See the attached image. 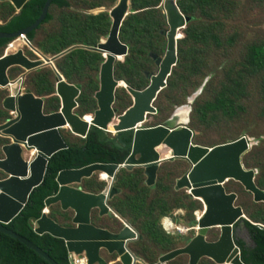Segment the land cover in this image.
Instances as JSON below:
<instances>
[{
    "label": "rangeland",
    "instance_id": "374dc122",
    "mask_svg": "<svg viewBox=\"0 0 264 264\" xmlns=\"http://www.w3.org/2000/svg\"><path fill=\"white\" fill-rule=\"evenodd\" d=\"M65 1L69 5L68 9L73 12L70 25L74 29L67 28L68 37L76 43H82L77 53L79 50L87 52V46L93 47L106 39L111 21L108 13L117 5L118 0ZM176 2L179 9L182 6L187 10L185 18L187 15L190 18H187L185 29L177 33V40L182 38L176 41L177 65L172 69L166 88L153 104L157 113L147 117L143 128L164 125L173 113L183 112L189 107V124L177 119L172 122L173 125L179 127L188 124L194 134L193 145L205 149L245 138L251 148L243 156L242 166L246 171L255 173V184L264 192V0H210L208 5L200 8L198 0ZM162 5L163 0H128L126 17L119 29V41L127 46L128 55L124 59H117L114 78L136 91L148 87L147 74L155 76L158 72L150 55L163 58L166 54L167 40L164 34L169 29ZM193 7L191 12L188 11ZM51 12L55 20L46 26L45 32L55 33L61 12ZM63 14L66 18L65 11ZM25 48L21 43L20 48L12 52L7 50V54L21 50L27 56ZM84 58L87 59L72 70L75 76L87 75L85 71L89 72V85H82L77 115L83 111H92L95 107L90 94L95 84L91 80L97 75L98 65L100 68L104 61L100 55L98 61L92 63L87 61L90 58L87 55ZM37 78L48 83L42 89V95H49L52 91L51 74L38 75ZM28 82L26 80V85ZM199 91L201 93L197 96ZM4 95L6 93L0 90V99ZM192 98L191 105L188 101ZM132 105L133 101L126 88H120L116 93L114 109L122 115ZM55 108L54 100H48L47 110ZM83 118L88 120L91 116ZM6 119L8 116L0 109V121ZM109 131L113 133V126L109 127ZM63 136L71 147L82 145L81 140ZM7 143L6 139L0 138V159L2 146ZM158 153L162 159L170 155L163 147ZM189 171L190 166L184 161L165 163L159 168L153 188L145 185L142 171L122 170L118 173L114 184L118 195L109 203L110 208L141 237L128 245L130 251L142 261L141 264H156L162 255L185 247L195 237L194 224L204 209L186 191L176 190L178 180ZM5 178L0 172V180ZM78 188L88 194H97L107 188V183L102 175H95L91 180L83 181ZM224 188L227 194L237 196L235 205L243 211L246 220L264 228V204L254 203L253 197L246 194L237 183L230 182ZM51 210L48 214L50 220L54 219L65 227L69 225L70 214L63 215L57 207ZM166 218L184 228L187 234L165 233L161 224ZM92 224L109 229L112 233L123 229L121 223L113 218L99 219L96 211L92 213ZM234 233V237L252 245L243 224H239ZM219 237V231H212L207 241L215 242ZM102 256L110 264H115L117 259L116 256L109 257L105 252H102ZM188 263L189 258L184 255L167 264ZM199 264L215 263L202 259Z\"/></svg>",
    "mask_w": 264,
    "mask_h": 264
},
{
    "label": "water",
    "instance_id": "95a60500",
    "mask_svg": "<svg viewBox=\"0 0 264 264\" xmlns=\"http://www.w3.org/2000/svg\"><path fill=\"white\" fill-rule=\"evenodd\" d=\"M29 0H0L10 3L16 11H21ZM53 0H46L39 18L29 28L14 34H0V41H15L36 31L44 22ZM128 0H118L110 11V29L104 43H99L88 52L106 54L105 63L101 65L98 75V90L93 96L96 109L89 123L83 117L74 114L78 87L68 85L58 74H54V98L59 103L57 111L43 114V101L35 99L24 90L25 76L50 65L51 61H30L21 50L0 58V90L7 91L3 108L9 112V120L0 126V137L9 144L2 147L3 159H0V172L5 179L0 180V233L15 239L35 252L47 264H56L39 248L28 240L8 230L11 224L26 207L30 195L44 181L49 160L59 152L65 151L67 145L60 132L67 130L75 137L85 139L91 130L98 131L102 142H111L118 148L122 135H132L131 153L122 165L96 164L79 170L60 172L55 184L54 196L44 201V209L34 223L36 236L47 235L60 239L67 249L69 257L84 256L86 264H109L102 256L106 251L117 257L115 264H141L128 245L140 239V236L110 209L109 202L117 195L114 189L120 171L142 170L147 187L155 186L159 168L165 163L184 161L190 171L178 180L176 190H184L195 201L201 203L204 211L200 220L194 224L195 237L183 247L162 255L156 264H167L186 255L188 264H199L202 259H209L215 264H244L240 249L234 240V229L238 224L247 222L243 211L236 207L237 196L227 194L225 185L234 182L242 186L244 192L253 197L256 204H264V192L255 184V173L246 171L242 158L251 148L249 142L242 138L234 143L205 149L193 145L194 134L186 126H172L169 119L164 125L144 129L149 115H156L153 107L158 95L166 88L172 69L177 65V33L188 23L179 11L176 0H164L162 9L166 15L168 32L166 54L163 58L150 55L158 72L155 76L146 75L149 85L143 91L133 90L127 86L126 92L133 105L119 115L114 109L116 93L120 81L114 78V66L117 59L128 55V48L119 41V29L126 17ZM27 49L36 54L30 43ZM17 68L23 71L15 80H9V71ZM206 83V82H205ZM125 84V82H124ZM203 88V87H202ZM201 91L197 93L199 96ZM190 122V119H189ZM113 126V133L109 127ZM111 135L114 139L107 140ZM163 147L171 152L168 159H162L157 152ZM28 155L26 160L24 156ZM105 174L107 188L100 194H88L78 187L84 180H91L95 175ZM59 206L62 212L70 211L73 215L70 227H60L48 218V209ZM99 212L100 217H114L123 226L120 232L112 233L92 225V213ZM47 213V214H46ZM244 225V224H243ZM212 231H219L220 237L215 242L207 241ZM233 256H235L233 258Z\"/></svg>",
    "mask_w": 264,
    "mask_h": 264
},
{
    "label": "trees",
    "instance_id": "16d2710c",
    "mask_svg": "<svg viewBox=\"0 0 264 264\" xmlns=\"http://www.w3.org/2000/svg\"><path fill=\"white\" fill-rule=\"evenodd\" d=\"M45 2L46 0H29L19 12L18 16L14 17L7 26L0 28V34H14L32 26L39 18ZM209 2L210 0H198V8L208 5ZM51 6L56 8L69 7L68 3L64 0H53ZM194 8L195 7L188 11L191 12ZM180 9V13L185 17L184 14L187 10L182 6ZM188 17L190 18V16L187 15L186 18ZM50 21L51 18L46 16L42 25ZM181 31H179V33H181ZM35 32L36 31L25 37L28 43L32 41ZM8 44V41H0V49H4ZM98 56V54L92 53L91 57L94 62L98 61ZM5 96L6 95L0 99V103L5 100ZM119 142L122 144L121 148H118L110 142H101L98 131L93 129L88 133L85 140L82 141L80 147H71L67 144L68 146L65 151L57 153L49 160L42 185L33 191L26 207L21 214L9 224L7 227L8 230L28 240L56 264H70L69 255L64 243L60 239L47 235L36 236L33 233V223L39 219L44 209V201L54 196L56 193L57 186L55 184V179L60 172L79 170L96 164L122 165L130 155L132 135L130 133L122 135ZM102 178L105 181V176H102ZM243 223L252 242V245L249 246L244 240L235 239V243L240 249L243 263L264 264V228L250 224L248 221ZM0 264L47 263L20 242L0 233Z\"/></svg>",
    "mask_w": 264,
    "mask_h": 264
},
{
    "label": "crops",
    "instance_id": "0c3cea01",
    "mask_svg": "<svg viewBox=\"0 0 264 264\" xmlns=\"http://www.w3.org/2000/svg\"><path fill=\"white\" fill-rule=\"evenodd\" d=\"M68 8H56V7L50 6L49 9H48V12H47V16H49L51 18V21L48 22V23H46V24H43V25L41 24L38 27V29L36 30V32L34 33V37H33L32 41L30 42L31 47L35 50L36 54L30 52L27 49V47L25 48L27 50V53H28L27 56L25 55V57H27L32 62H35V61H38V62L43 61V63H44V61L54 60L50 65H43L41 68H39V69H37L35 71H32V72L28 73L25 76V79H24V82L25 83L23 82V88H24V90L30 92V94L35 99H40V100L43 101V104H44L43 105V114L44 115H49V114L57 111L58 108H59L58 101L53 96L54 95V74H58L62 78V80L65 83H67L68 85H72V86L78 87L79 90H80L79 98L81 97V90H83L82 85L83 86H85V85L88 86L89 85V78H88L89 72L88 71H85V73H87V75L86 74H80V75L79 74H76L77 76H75V74H72V72H73L72 70H75L82 62L85 61V59H87V58H84V55H87L88 57H90L87 60V61H90V63H92L93 60H92V57H91L92 56V53L91 52H88V51L86 52V51L79 50V53H77V49H78V47H80V45L82 43H76V41L70 40L71 38L68 37L69 34L67 33V28L74 29L70 25V23L73 21L71 19V15L73 14V12L71 10H69ZM51 11H53V12L54 11H57L58 13L61 12L58 15V18H57V22L59 23V27H58V29L56 30L55 33L54 32H51V31L50 32H45L46 26L49 25L50 23L54 22V20H55V16H54V14ZM64 11L66 13V15H65L66 18L64 17V14H63ZM67 11H69V12H67ZM19 12L16 11L14 9V7L10 3L0 2V28H3L5 26H7L9 24V22L14 17L18 16ZM99 43H101V42L99 41L97 44H99ZM97 44H95L94 46H96ZM15 45H17V44L15 43ZM54 46H57V47L54 48ZM87 47L88 48H92L90 46H87ZM17 48H20V46L17 47ZM17 48H14V50H11L10 52L15 51ZM88 48H86V49H88ZM0 52L2 53L0 55V58H2L3 55H4V50L3 49H0ZM80 53H83V54H80ZM21 74H23V71H21V70H19L17 68H14V69H12V70L9 71V80L13 81L17 77H19ZM45 74L46 75L47 74H51V76H52V82H51L52 91L47 96H43L42 95V92H43L42 89H45V86H48V83L46 81H42L41 82L40 79L37 78L38 75H45ZM98 75H99V65H98L97 75L94 76V80L93 81L91 80V82H93V84H95V88L92 89V91L90 92V94L92 95V98L91 99H92V101L94 103H95V101L93 100V96H94V94L98 90ZM39 77H43V76H39ZM74 77H75V79H74ZM26 80L29 81L28 82V85H26ZM78 80L82 84H80ZM1 91L3 92L4 90H1ZM86 91H88V90H86ZM6 92L7 91H4V93H6ZM5 97H7V94H6ZM79 98L77 99V105H78ZM50 99H53L54 100V104L56 105V108L53 109V110H51V111L50 110H47V101L50 100ZM94 106H95V104H94ZM0 109H1V111L6 116H8V119H6L4 121H0V126H2L7 120H9L10 117H9V112H7V111L4 110V108H3V102L2 101L0 103ZM78 109H79V107H77V109L74 111V114L76 116H78V117H84L86 115L92 116V113L95 111L96 106L93 108L92 111H88V110H87L88 112L83 111L84 113H82L80 115H77L76 114L77 111H78ZM85 109H87V108H85ZM63 135H65V137L68 138V139L81 140V141L85 140V139H81V138L75 137L72 134H70L67 130H64V131L60 132V136H61V138H62V140L64 142H65V139H64V136ZM111 137L112 136L109 135L106 139L107 140H113L114 138L112 137V139H110ZM101 140L102 139L100 137V141ZM104 143H106V142H104ZM7 144H9V142ZM65 144L67 145L66 142H65ZM119 144H121V143L119 142ZM5 145H3V146H5ZM1 159H3V156H2ZM136 170H138V169H136ZM139 171H142V170H139ZM142 173H143V176H144V172L143 171H142ZM98 175H100V174H98ZM84 181H89V180H84ZM145 185H146V178H145ZM153 187H151V188H153ZM82 192H84V191H82ZM100 193H97L96 195H98ZM117 195H118V193H117ZM53 207H57L59 209V206H57V205L56 206H52V207H50L48 209V211H47L48 214H50L49 212L52 211L51 209H53ZM61 213L63 215L70 214V218H69V221H68L70 223V220L73 217L72 213L70 211H68V212H62L61 211ZM51 220L54 223H56L54 221V219H51ZM34 223H33V226H32L33 228H34ZM56 224L58 226H60V227L66 228L65 226L59 225L58 223H56ZM242 224H244V223H242ZM96 228H98V227H96ZM161 228L163 229V231L165 233H167L164 230V227H163L162 224H161ZM104 229H106V228H104ZM106 230H109V229H106ZM167 234H169V233H167ZM235 239H238V238L234 237V240ZM71 260H73V257L72 256L69 257V261L70 262H71Z\"/></svg>",
    "mask_w": 264,
    "mask_h": 264
},
{
    "label": "bare ground",
    "instance_id": "6f19581e",
    "mask_svg": "<svg viewBox=\"0 0 264 264\" xmlns=\"http://www.w3.org/2000/svg\"><path fill=\"white\" fill-rule=\"evenodd\" d=\"M111 11V10H110ZM110 11H109V13H108V15H110ZM109 18H110V16H109ZM110 20H111V18H110ZM106 40V39H105ZM105 40L104 41H100L101 43H104L105 42ZM15 43L16 42H14L13 44H11V46L9 47V51H11V50H14V48H17V47H19L20 45H21V42H17L16 44L17 45H15ZM20 44V45H19ZM18 49V48H17ZM95 54H98V55H100V56H102L103 57V59H104V61H103V63L102 64H104L105 63V60H106V54H102V53H97V52H94ZM119 59V58H118ZM101 64V65H102ZM101 67V66H100ZM99 70H100V68H99ZM122 83V85L125 87V88H127V86H126V83L124 84V82H121ZM189 101H191V102H189ZM188 101V103H191V105H192V103H193V98L192 99H190ZM190 106V105H189ZM191 107V106H190ZM191 110V109H190ZM174 115V116H173ZM173 115L170 117V120H171V124H172V126L174 127V125H173V121H176L177 119H179L180 120V122H188V124H189V118H188V115H189V107H186V109L182 112V111H178V112H176L175 114L173 113ZM85 122H87V123H89L90 121H91V118L90 119H88V120H84ZM188 124H184V125H182V126H186V125H188ZM110 132V131H109ZM159 150V149H158ZM158 152V151H157ZM170 152V151H169ZM171 153V152H170ZM29 158V156L28 155H25L24 156V159H28ZM100 175H102V176H105V182H106V180L108 179V177L105 175V174H100ZM201 217H202V215L201 216H199L198 217V220H200L201 219ZM162 225H163V227H164V230H166V231H168V232H173V231H175V232H180V233H184V231H185V229L184 228H182V227H179V226H177V225H175L173 222H172V220H170V219H168V218H166V219H164L163 221H162ZM198 230L196 229V232H197ZM73 257V260H75V264H76V256H72ZM235 256H233V258H234ZM73 260H71L72 262H73ZM80 263H82L81 261L79 262V263H77V264H80ZM110 264V263H109ZM228 264H231V261H229L228 262Z\"/></svg>",
    "mask_w": 264,
    "mask_h": 264
},
{
    "label": "built area",
    "instance_id": "2783aa9c",
    "mask_svg": "<svg viewBox=\"0 0 264 264\" xmlns=\"http://www.w3.org/2000/svg\"><path fill=\"white\" fill-rule=\"evenodd\" d=\"M14 42H21L22 45H23L24 47H26V42H27V41H26V39H25L24 37H19V38L16 39L15 41L9 43V45L7 46V50L9 49V47L11 46V44H13ZM6 52H7V51H6ZM202 215H203V213H202ZM197 220H198V219H197ZM80 261L82 262V263H80V264H86V258H85L84 256H77V258H76V264L79 263ZM70 264H75V260H73V262L71 261Z\"/></svg>",
    "mask_w": 264,
    "mask_h": 264
},
{
    "label": "flooded vegetation",
    "instance_id": "af4514ba",
    "mask_svg": "<svg viewBox=\"0 0 264 264\" xmlns=\"http://www.w3.org/2000/svg\"><path fill=\"white\" fill-rule=\"evenodd\" d=\"M155 63V62H154ZM148 79V78H147ZM122 87H124L123 85H121V83H120V88H122ZM59 104V103H58ZM175 114V113H174ZM122 145V144H121ZM170 156H171V153H170V155H169V157H167V158H165V159H168V158H170ZM189 196V195H188ZM190 197V196H189ZM191 198V197H190ZM114 199V198H113ZM112 201V200H111ZM110 201V202H111ZM109 202V203H110ZM109 207H110V204H109ZM111 209V208H110ZM113 209V208H112ZM111 209V210H112ZM97 212V211H96ZM97 214H98V218L99 219H101V220H103L104 218H113L114 220H116L114 217H100L99 216V212H97ZM122 225V224H121ZM66 227H70V223H69V225H66ZM123 227V226H122ZM100 229H102V228H100ZM104 230H106V229H104ZM196 230V229H195ZM166 231V230H165ZM167 233H169V234H173V233H180V232H175V231H173V232H168V231H166ZM180 234H182V235H184V234H186V230L184 231V233H180ZM140 239H141V237H140ZM109 257H112V256H114L115 257V255H111V254H109V253H107L106 251H104ZM182 256H184V255H182ZM177 259V258H176ZM174 261V260H173Z\"/></svg>",
    "mask_w": 264,
    "mask_h": 264
}]
</instances>
